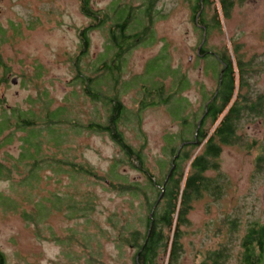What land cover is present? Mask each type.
I'll return each mask as SVG.
<instances>
[{"label":"rangeland","instance_id":"obj_1","mask_svg":"<svg viewBox=\"0 0 264 264\" xmlns=\"http://www.w3.org/2000/svg\"><path fill=\"white\" fill-rule=\"evenodd\" d=\"M148 1H152L148 45L133 47L123 57L119 81L137 79L148 60L163 54L158 75L171 76V81L163 82L165 92L169 84L175 90L179 78L188 87L174 95L169 107L143 110L136 123L133 115L140 90L135 84L120 96L126 121L119 130L132 149L141 150L145 167L159 179L156 165L162 158V135L179 130L172 110L181 104L180 118L198 119L203 98L209 97L215 87V62H203L195 56L200 34L190 23L188 0H88V7L109 17L113 3L141 9ZM232 2L229 18H219V28L210 29L204 49L221 52L225 48L231 52L236 48L242 61L257 62L247 93L264 96V0ZM77 6L76 0H0V64L6 72L0 86V113L2 109L7 113L15 109L29 112L38 128L43 123L42 113L57 108L78 126L104 123L101 105L85 100L72 82L75 76L70 60L78 52L75 34L87 25ZM138 12L142 17L143 9L134 13ZM204 14L207 24L214 13L209 9ZM105 25L109 26L108 21ZM105 31L103 28L88 33L83 65L102 53ZM1 73L2 70L0 81ZM147 80L153 82V77ZM127 85L125 89L130 88ZM68 128L56 129L64 135V143L56 148L42 144L38 160L72 162L97 174L96 179L75 175L68 167L56 172L47 166L53 163H48L37 173L38 181L28 187L24 178L29 164L18 161L17 155L21 145L18 139L24 135L13 131L11 143L0 149V252L5 264H131L132 251L120 240L127 230L142 231L145 207L140 197L113 190L120 183L111 186L104 182L109 163L122 161V156L105 135L82 129L76 135ZM235 137L239 145L222 148L215 159L224 184L222 196L212 201L204 195L192 202L187 225L181 229L178 264H198L207 252L218 247L228 253L225 264H237L245 228L251 223L264 225V167L254 172L255 159L262 155L260 149L264 146V113L259 119L241 120ZM118 164L117 177L144 186L136 171L123 162ZM214 175L207 173L206 177ZM39 206L42 217L36 220ZM22 215L31 216L29 222ZM228 219L234 220L236 230L227 229Z\"/></svg>","mask_w":264,"mask_h":264},{"label":"trees","instance_id":"obj_2","mask_svg":"<svg viewBox=\"0 0 264 264\" xmlns=\"http://www.w3.org/2000/svg\"><path fill=\"white\" fill-rule=\"evenodd\" d=\"M76 1L77 9L81 17L87 21V25L78 29L75 34L78 52L70 60L75 76L72 82L79 88L85 100L101 105L105 112L104 123L94 122L78 126L72 119L67 120L64 117L63 109L57 108L53 112L42 113L43 123L38 128L33 115L29 112L19 113L15 109L7 113L2 109L0 149L11 143L13 131H19L24 135L23 138L18 139L21 145L17 155L18 161L29 164L24 178V184L28 187L38 181L37 173L48 163H53L47 166L56 172L58 168L68 167L69 171L75 175L96 179L97 174L95 175L85 167L75 166L72 162L65 163L57 160L54 162L47 159L39 161L38 152L42 144H51L56 148L64 143L62 140L64 135L57 133L56 129L69 127L68 129L76 135L81 129L87 133L105 135L121 154L122 161L109 163L104 182L111 186L113 183H120L113 190L121 194L127 193L132 198L140 197L146 211L142 221V231L127 230L120 240L123 246L132 251L131 264H178L182 251L181 229L187 225L192 202L199 201L204 195L212 201L222 196L224 184L221 175L217 173L219 169L215 159L219 158L222 148L239 145L235 132L241 120L259 119L264 113V96L247 93L249 78L255 74L257 62L252 59L247 62L242 61L236 54V48L231 52H227L225 48L221 52L204 49L203 42L210 29L219 28V18L226 20L229 18L228 14L233 6L232 0H188L190 23L200 34L195 56L203 62L209 59L215 62L213 68L215 87L209 97L203 98L204 103L200 107L201 111L197 120L195 117L187 116L180 118L183 107L181 104H178L177 109L172 110L171 116L178 124L179 130L172 135H162L160 147L162 158L156 165L159 179L155 178L145 167L141 150L132 149L119 130L120 125L126 121L124 119L126 112L120 96L130 91L135 84L140 90V100L136 113L133 115L136 123L140 122L139 114L143 110L159 106L169 107L174 95L178 96L188 87L187 83L179 78L176 81L175 90H172L169 84V90L165 92L163 82L167 79L171 81V76L158 75L163 54L148 60L142 70L143 74L137 79L132 77L125 83L119 81L123 73L121 71L124 64L123 57L131 48L147 44L150 38L152 24L149 12L152 1L143 4L141 9L113 3L111 5L114 9L111 10L109 17L89 8L88 0ZM142 9V17L139 16L140 12L134 13ZM209 9L213 10L214 14L210 15L206 24L204 13ZM107 21L109 26L105 25ZM103 28L106 29V42L102 53L95 57L92 63L83 65L81 60L87 57L89 45L88 33L91 30ZM165 67L163 68L168 72ZM0 70H2L1 86L3 74H6L1 64ZM150 75L153 77V82L147 80ZM128 82H130L129 85L126 84ZM124 84L130 88L125 89ZM61 116L63 119H59L62 118ZM260 151L262 155L255 159L254 172L257 173L264 167V146ZM119 162L126 164L130 170L136 171L143 179L144 186L127 183L124 178L117 177ZM4 173L5 178L9 172ZM207 173L215 175L209 178L206 177ZM0 178L2 179L1 173ZM42 212L39 206L37 216L35 215L36 220H40ZM30 217L25 215L23 219L28 221ZM226 225L227 229L236 230L234 220L228 219ZM225 250L224 247H218L217 250L207 252L198 264L227 263L228 253ZM238 251L240 254L237 264H264V225L249 224L239 241ZM3 257L0 252V264H5Z\"/></svg>","mask_w":264,"mask_h":264},{"label":"water","instance_id":"obj_3","mask_svg":"<svg viewBox=\"0 0 264 264\" xmlns=\"http://www.w3.org/2000/svg\"><path fill=\"white\" fill-rule=\"evenodd\" d=\"M15 81V80H14ZM14 81H12V85L14 84Z\"/></svg>","mask_w":264,"mask_h":264}]
</instances>
